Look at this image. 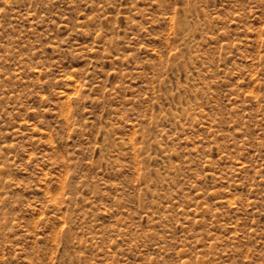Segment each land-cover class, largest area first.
<instances>
[{"label": "rangeland", "instance_id": "374dc122", "mask_svg": "<svg viewBox=\"0 0 264 264\" xmlns=\"http://www.w3.org/2000/svg\"><path fill=\"white\" fill-rule=\"evenodd\" d=\"M0 264H264V0H0Z\"/></svg>", "mask_w": 264, "mask_h": 264}]
</instances>
